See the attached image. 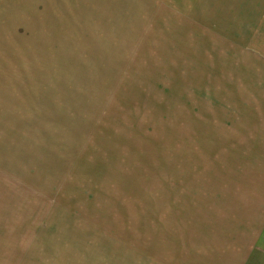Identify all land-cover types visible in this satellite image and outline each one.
<instances>
[{
  "label": "rangeland",
  "instance_id": "1",
  "mask_svg": "<svg viewBox=\"0 0 264 264\" xmlns=\"http://www.w3.org/2000/svg\"><path fill=\"white\" fill-rule=\"evenodd\" d=\"M264 264V0H0V264Z\"/></svg>",
  "mask_w": 264,
  "mask_h": 264
},
{
  "label": "crops",
  "instance_id": "2",
  "mask_svg": "<svg viewBox=\"0 0 264 264\" xmlns=\"http://www.w3.org/2000/svg\"><path fill=\"white\" fill-rule=\"evenodd\" d=\"M250 241L252 240H248V245L244 254H242L241 256H237L235 260H232L233 264H248L250 257L253 255L252 248L254 246V242L251 243Z\"/></svg>",
  "mask_w": 264,
  "mask_h": 264
}]
</instances>
